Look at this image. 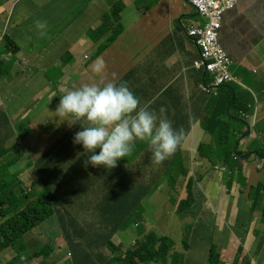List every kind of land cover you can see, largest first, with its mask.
Here are the masks:
<instances>
[{"label": "crops", "instance_id": "0c3cea01", "mask_svg": "<svg viewBox=\"0 0 264 264\" xmlns=\"http://www.w3.org/2000/svg\"><path fill=\"white\" fill-rule=\"evenodd\" d=\"M117 2L122 10L116 18L112 11ZM190 6L186 0H0V118L15 130L9 145L23 147L24 134L38 128L67 140L76 123L71 124L70 116L59 117L55 109L63 90L86 83L126 82L141 105L155 107L158 115L156 103L171 108L166 113L174 119L181 117L175 107L183 103L188 107L185 120L174 128L187 134L181 154L189 177L197 179V201L182 218L176 203L175 211L170 208L171 197L187 196L189 177L182 178L174 194L166 180L158 183L151 196L156 216L146 221L143 232L172 238L175 252L182 254L179 264H209L213 242L222 264H264V165L259 159L264 155V0H238L224 13L220 39L234 59L239 81L217 92L202 88L203 83L212 86L213 78L193 66L200 52L184 27L199 22L200 15ZM37 20L47 22L43 36L35 27ZM98 58L104 61L100 73L92 70ZM242 108L251 110L248 120L233 117ZM224 120L239 130L237 121L245 123L239 136H228V143L220 139ZM201 144L209 146L211 156L201 155ZM235 144L242 158L234 156ZM230 152L228 167L240 164L242 171H223L221 163L213 162L225 160ZM134 235L137 232L124 231L114 241L125 244L129 240L116 239ZM57 251L48 264L63 262ZM110 256L104 252L106 259ZM170 259L167 264H173Z\"/></svg>", "mask_w": 264, "mask_h": 264}, {"label": "trees", "instance_id": "16d2710c", "mask_svg": "<svg viewBox=\"0 0 264 264\" xmlns=\"http://www.w3.org/2000/svg\"><path fill=\"white\" fill-rule=\"evenodd\" d=\"M121 10L122 4L117 2L113 7V16L117 18ZM10 43L13 44L11 40ZM13 45L16 49L15 44ZM155 105L159 109L164 108L159 103ZM170 109L166 111L169 112ZM175 109L181 113L180 118L174 119L165 112L166 117L173 122V127L185 120L188 107L182 103ZM150 110H155V107L152 106ZM238 115L236 112L233 117ZM233 117L230 119L234 120ZM231 120H224V127L219 130L220 139L225 143L230 142L228 136L235 133L236 138L239 135L237 133H241L237 127H230ZM240 121L244 123L243 120ZM0 125L7 127L9 123L0 121ZM79 126L80 123L77 122L76 129L67 134L66 141H58L33 162L38 177L29 188L19 178L24 162L22 159L27 152L18 146L5 149V143L11 138L8 135L0 139V151H4L6 155L0 161V253L7 249L16 252V256L6 264H26L34 258H43L42 264H48L46 260L53 253L54 245L45 244L30 254L23 238L28 235L29 245L40 243L41 239L34 234L33 229L54 215L59 217L60 229L67 234V248L72 253V259L64 260L61 264H167L170 258L172 262H179L182 254L175 252V242L156 231L145 235L146 232L143 231H147L148 224H136L138 238L135 247L131 245L124 251L122 245H116L113 241L117 232L125 227L130 228V219L134 213L146 198L155 193L158 183H161L159 181L163 179L160 170L156 169L160 165L153 164L148 146L135 144L131 155L119 159L115 168L92 167L91 164L86 167L85 160L90 153H84L82 145L73 143L74 134L82 130ZM186 135L185 133V137ZM182 147L183 143L171 156L172 159L180 156L182 160H165L161 164L165 167L163 177L173 194L178 188L181 174L189 173L186 169L187 161L183 160L181 154ZM207 147L209 146L205 144L200 145L202 156H211ZM98 153L99 149L95 154ZM213 162L217 164L221 161ZM14 166V171H11ZM148 167L152 168L153 176L146 170ZM187 189V197L181 200L174 195L171 197L172 201L176 199L178 212L183 218L190 213L196 202L193 177L190 178ZM143 216L145 211H142L140 220ZM87 217H90V221L84 223L83 220ZM81 226L88 228L87 234H78ZM72 234H78L81 240L73 239ZM104 247L112 251L113 257H104ZM219 257L212 250L210 264H220Z\"/></svg>", "mask_w": 264, "mask_h": 264}, {"label": "clouds", "instance_id": "9594fccd", "mask_svg": "<svg viewBox=\"0 0 264 264\" xmlns=\"http://www.w3.org/2000/svg\"><path fill=\"white\" fill-rule=\"evenodd\" d=\"M186 1L188 2V4H190L188 0ZM237 2L238 0L236 1L234 7L236 6ZM190 5L193 6L192 4ZM193 7L197 11V8L195 6ZM233 8H230L228 10H231ZM203 21L204 19H200L199 22H192L189 25H186L184 28L186 34L193 39L194 43L196 44L200 52L199 58L193 61V66L197 69L204 70L206 74H210L213 78L212 86H210L207 83H203L202 88L208 92H212V91L217 92L221 87L230 84L232 82H238L239 79L233 73L232 67L234 64V59L229 54L228 50L224 47L220 39V30H219V41L221 42L227 54L232 59L230 70L233 75V79L226 80L218 84L215 78V74L211 70L207 69L206 66H201V67L196 66L195 62L201 59L202 52L200 46L197 44L196 38L190 33V28L194 23H203ZM222 23H223V19H222ZM35 27L38 30V34L43 36L45 35L47 22L37 20L35 22ZM103 68H104V61L98 58L97 61L94 62L92 66V70L96 73H100L103 70ZM63 91L64 94L60 97L59 104L57 105L55 112L59 117H69V116L72 117L73 121L71 124L77 122L80 123L82 130L77 131L74 134L73 143L82 145L84 149V153H90V155H88L87 159L85 160L86 167L88 164H91L92 167L104 166L107 169L115 168L117 166V161L119 159L131 155L133 148L135 146V142L137 140L147 143L148 150L151 153V160L153 164L161 165L165 160L168 159L167 161H169L172 159L171 156L175 154V152L182 145L185 139L184 130L175 129L173 127V122L166 117L165 115L166 109L161 107L160 115L158 116L155 110H150L147 104L141 105L139 98L133 93V91L129 89L126 82L116 83L109 81L107 83H104L103 85L96 83H86L78 88H75L74 90H63ZM249 112H251V110H249L248 108H242L239 110V116H241L243 119L246 120L250 116ZM0 121H2L1 118ZM26 134H30V130L27 131ZM26 134L23 137V142L25 140ZM56 134L58 135L57 132ZM6 135L10 136L11 138L5 143L4 148L7 149L11 146H16V145H9L10 141L15 137V130L13 128L12 123H9V126L7 127L5 125L3 126L0 125V139H3ZM240 137L242 139V134L240 135ZM60 140L62 139L59 138L58 135V141ZM56 143L49 146V149L47 151H49ZM18 147L21 150L23 149V151L27 152L24 147L21 146ZM235 147L237 150L234 152V156L237 158H242L244 154L239 150V145L237 148V145L235 144L234 148ZM97 149H99V153L95 154ZM231 152L225 160H222L220 162L221 164L217 163L219 165V169L223 171L234 172L233 169L237 167L239 170L241 169L240 171H242V165L240 164H236L235 166H233V169L228 167L227 165L228 159L232 158ZM0 153H1L0 161H2L4 160L6 155L4 151H0ZM259 156H260L259 159L261 161L260 166L262 167L264 165V155H259ZM26 158H29L28 152L27 155H25L24 158L22 159V162ZM33 162L34 161L28 163L26 166L23 165V167H21L22 170L19 174L20 179H21L20 176L24 169L28 171L31 168H35L34 172H36V167ZM187 177H189V173L187 175L181 174L179 183L181 182L182 178H187ZM190 178L191 177H189L187 180L186 188ZM35 179L36 178H33L31 183ZM194 179L196 185L197 179L196 178ZM31 183L29 186H26L25 184L24 185L26 188H29L31 186ZM179 183H178V187H179ZM176 191H178V188L176 189ZM187 195H188V189H187ZM193 207L194 205L192 206V210ZM192 210L190 211V213L192 212ZM117 234H119V232H117ZM114 243L116 244L115 241ZM136 244L137 242L135 241L131 245L135 247ZM119 245H122L124 251L128 249L124 247V244H119ZM7 250L0 253V259H2L3 256L7 257L6 254H9L7 260H2L0 264H6V262L9 259H12L13 257L16 256L15 251L11 249H7ZM212 250H214L220 256L219 248L217 244L213 242L209 250V264H210V253ZM51 256L46 260V262H48L51 259ZM111 257H113V253L108 259H110ZM69 259H72V253L70 250H68L67 253L64 255L63 261L64 260L67 261ZM34 261H37L36 262L37 264H42L43 258L31 259L27 261L26 264L33 263ZM180 262L181 259L179 260V262H173V264H179ZM220 264H222L221 260H220Z\"/></svg>", "mask_w": 264, "mask_h": 264}, {"label": "rangeland", "instance_id": "374dc122", "mask_svg": "<svg viewBox=\"0 0 264 264\" xmlns=\"http://www.w3.org/2000/svg\"><path fill=\"white\" fill-rule=\"evenodd\" d=\"M192 8V13H196L195 12V8L193 6H190ZM191 18L194 19H198V15L197 16H190ZM188 18V17H185ZM200 19H203L201 16H199ZM59 123L62 125L60 132L63 130V124L62 122L59 121ZM237 124L239 125L240 130H242L244 128V123L242 121H237ZM40 129L38 128L37 130L32 131V133L30 134V136L25 139V141L23 142V147L25 148V150L28 152L29 154V158H26L23 162V165L26 166L28 163L32 162V161H36L45 151H47L49 149V146L53 145L54 143H56L58 141V135L56 133H42L40 132ZM39 133V140L38 142H35L34 139L37 137ZM16 135V133H15ZM25 135V134H24ZM9 146V145H7ZM31 148V149H30ZM34 148V149H33ZM14 167L11 168V171H14ZM158 167H156L157 169ZM165 167L159 169L160 170V176H162L163 179H161L159 182H163L165 179L163 177L164 174V169ZM35 168H31L28 171H26L25 169L23 170L22 174H21V179L23 181V183L26 186H29L32 179L33 178H37L38 174L36 172H34ZM151 167H148L150 176H153L151 173ZM171 205L170 208L172 210L175 211V207L173 208L174 204L176 203V199L175 200H171ZM177 204V203H176ZM196 204V202L194 203V205ZM156 205L154 204L152 197L150 198H146L142 204L140 205V208L138 211H136L134 213V215L132 216V218L130 219L131 222V226L130 228H124L122 229V231L119 232V237H123L124 236V231H135L137 232V225L138 224H146L148 219H152L154 218V216H156ZM178 210V207H177ZM142 211H145V216H143V219L140 220V218L142 217ZM169 211V209L165 210V213H167ZM179 213V212H178ZM180 215V214H179ZM174 216H175V212H174ZM90 221V217H87L83 220L84 223H88ZM138 223V224H137ZM137 224V225H136ZM60 228V221H59V217L57 215H54L52 217H50L49 219H47L43 224H41L40 226L36 227L35 229H33L34 234H36L38 237H40L41 242L38 244H33V245H29L27 243V238L28 235H26L23 238V242H25L26 246H27V252L28 253H33L36 250L41 249L45 244H53L54 247L58 250L56 252L57 254V258L61 259L62 257H64V255L67 253V234L64 233L63 231H59ZM88 232V228L86 226H81L78 229V234H87ZM78 234H72L71 237H74ZM58 235V236H57ZM57 237V238H56ZM56 238V239H55ZM136 238H138V235H134L132 237L125 236L124 238H118L116 239L117 242H121V240H129L128 242H126L124 244V247L128 248L131 246V243L133 240H135ZM103 250L106 251L107 254L112 255V251L107 248L104 247L102 248ZM12 250V249H11ZM8 251V250H7ZM6 251V253H7ZM7 257L9 254H6ZM6 256H3L2 259H0V262L2 260H7ZM37 261H34L33 263H36Z\"/></svg>", "mask_w": 264, "mask_h": 264}, {"label": "built area", "instance_id": "2783aa9c", "mask_svg": "<svg viewBox=\"0 0 264 264\" xmlns=\"http://www.w3.org/2000/svg\"><path fill=\"white\" fill-rule=\"evenodd\" d=\"M197 8L204 19L203 23H194L190 33L201 48L202 57L196 61L198 67L206 66L215 74L217 83L233 79L230 67L232 59L219 41V30L223 13L233 8L237 0H188Z\"/></svg>", "mask_w": 264, "mask_h": 264}]
</instances>
